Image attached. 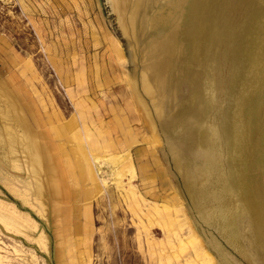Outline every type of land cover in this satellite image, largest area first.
Instances as JSON below:
<instances>
[{
    "label": "rangeland",
    "instance_id": "obj_1",
    "mask_svg": "<svg viewBox=\"0 0 264 264\" xmlns=\"http://www.w3.org/2000/svg\"><path fill=\"white\" fill-rule=\"evenodd\" d=\"M0 264H264V0H0Z\"/></svg>",
    "mask_w": 264,
    "mask_h": 264
},
{
    "label": "bare ground",
    "instance_id": "obj_2",
    "mask_svg": "<svg viewBox=\"0 0 264 264\" xmlns=\"http://www.w3.org/2000/svg\"><path fill=\"white\" fill-rule=\"evenodd\" d=\"M118 1H119V0H118ZM180 245H181V244H180ZM181 246H182V245H181ZM183 246H184V245H183ZM183 246H182V247H183Z\"/></svg>",
    "mask_w": 264,
    "mask_h": 264
}]
</instances>
